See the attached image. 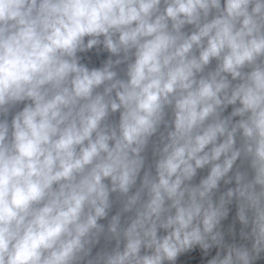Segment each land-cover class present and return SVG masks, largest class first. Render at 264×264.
I'll return each instance as SVG.
<instances>
[{
  "label": "clouds",
  "instance_id": "1",
  "mask_svg": "<svg viewBox=\"0 0 264 264\" xmlns=\"http://www.w3.org/2000/svg\"><path fill=\"white\" fill-rule=\"evenodd\" d=\"M0 264H264V0H0Z\"/></svg>",
  "mask_w": 264,
  "mask_h": 264
}]
</instances>
